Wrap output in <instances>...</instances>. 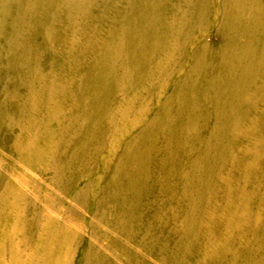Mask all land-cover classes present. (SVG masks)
<instances>
[{
	"label": "rangeland",
	"instance_id": "374dc122",
	"mask_svg": "<svg viewBox=\"0 0 264 264\" xmlns=\"http://www.w3.org/2000/svg\"><path fill=\"white\" fill-rule=\"evenodd\" d=\"M172 1L166 0V9L174 7ZM260 1L264 14V0ZM178 5L176 13L185 17L191 29L185 31V38L177 35L172 51L156 48L159 57L136 85L128 75L135 61L121 42L125 23L120 14L125 9L118 0H11L3 9L0 264H89L81 254L89 248L98 249L113 264H165L162 261L170 259L172 251L161 252L165 242L157 243V233L148 239L150 247L144 251L141 246L147 242V233L123 235L119 217L126 211L134 212L141 221L162 215L170 225L168 236L180 233V219L187 207L182 192L186 170L177 178L176 194L167 198L163 213L148 207L156 203L155 198L147 197L155 191L144 186L140 188L145 201L140 206L132 198L138 189H128L105 218L99 219L95 211L103 203L98 192L106 181L105 172L120 166L118 149L129 145L137 132L162 114L164 121L171 118L174 132L176 118L166 115L173 98L178 94L185 98V82L195 77L196 57L207 46L213 64L225 47L220 16L211 14L199 20ZM165 27L169 39L171 31ZM253 56L250 84L239 97L228 126L223 123L226 152L212 168L209 185L192 187L196 198L201 190L206 194L201 219L196 228L191 220L196 236L187 242L185 258L175 264H240L244 260L259 264L260 253L251 248L259 243L256 240L264 225V53L259 55L256 49ZM211 70L213 67L206 68ZM99 84L100 90L105 89L104 97L91 100ZM203 91L195 90L197 95ZM106 94L107 100L99 102ZM97 100L103 112H93ZM189 101L191 98L186 104ZM201 102L204 109L193 124L195 131L189 132L191 150L197 140L200 144L210 139L216 121L212 94ZM178 105L181 102L174 101L172 109ZM199 106L196 101L187 108L188 119ZM90 119L96 122L94 126L83 124ZM158 124H162L160 131L165 122ZM185 129L183 126V137L188 135ZM149 145L158 148L156 137ZM188 148L187 143L185 151ZM70 153L79 157L73 168L67 165ZM142 180H138L140 185ZM249 252L253 254L247 255Z\"/></svg>",
	"mask_w": 264,
	"mask_h": 264
},
{
	"label": "bare ground",
	"instance_id": "6f19581e",
	"mask_svg": "<svg viewBox=\"0 0 264 264\" xmlns=\"http://www.w3.org/2000/svg\"><path fill=\"white\" fill-rule=\"evenodd\" d=\"M10 1L0 0V14L3 9H6ZM165 3H167L166 0H118V5H121L125 9L120 14L125 23L124 33L122 32L124 34V42L122 40L121 42L125 43L124 49L127 48L129 50V57L135 61L128 69V75L133 85L144 80L143 77L147 71H151L153 61L159 57L155 53L157 47L166 52L172 51L175 48L177 35L180 34V36L182 35L185 38V31L191 29L186 24L187 22L184 21L186 20L185 17L176 13L175 9L178 10V4L187 8V15H194L199 20L207 19L211 14H215V17L220 16L219 19L222 20L221 34L224 35L221 38L226 42L224 44L225 47L222 51H218V59L213 64L210 63V50L207 46L196 57L193 65L195 77L191 80L190 76L185 82V98H181L179 94L177 96L175 94L176 97L174 96L175 98L171 101V108L168 110L169 114L166 115L169 118L173 114L174 118H176L174 124L176 129H174V132L170 130L173 121L171 118L164 121L165 116L162 114L152 123L147 124L143 130L141 129L142 131L137 132L131 138L129 145L123 149L121 147L118 149L121 150L120 166L114 172H109V170L105 172L104 181L105 179L106 181L98 192V194L101 192L100 196L103 203L107 206L111 204V206L104 208L102 203L97 207L95 212L99 219L105 218L106 213L114 208V204L120 203L119 195L124 194L128 189H138L132 195V198L140 206L145 201L140 188L144 186L143 188H152L151 191H155L147 197L149 199L150 197L155 198L156 203L148 207L156 208V212L163 213L168 205L167 198L176 194L177 178L182 171L186 170L188 177L182 192L183 200L186 201L187 207L184 208L183 216L180 219L182 233L180 232L173 237L168 236L170 235L168 233L170 225L162 215H157L154 219L146 218L141 221L137 219L138 216L134 212L126 211L124 216L121 214V217H119L120 230L124 232L123 235L127 234L130 237L132 232L138 231L147 233L145 234L147 242L141 246L144 251H148L150 247L148 239L153 238L155 233H157L158 235L156 236L160 237L157 239V243L165 242V244L163 243L161 252L166 248L172 251L170 259L162 262L165 264H175L178 260H182L187 250L186 244L189 242V239L191 240V236L193 235L192 239L196 236L194 230L191 231V220L196 228L201 219V204L206 194L201 190L198 198H196V192L193 191L192 187L196 186L198 188L199 186L209 185L212 168L220 163L221 158H223L226 152L223 144V123L228 126V118L237 110L236 106L239 97L244 92L245 87L250 84L251 78L248 76V73L254 69L255 60H251L254 51L257 49L259 55L264 53V14L260 12L262 11L260 0H173L171 5L174 4V7L167 9L165 8ZM123 4H126V6L123 7ZM165 25L170 29L167 31H171V38L169 39H167ZM135 44H139L136 49L134 48ZM132 50L133 53H131ZM152 52L155 56L151 55ZM253 58L255 59V56ZM208 66L213 67V70L207 72L206 68ZM101 75L102 73L97 76V80ZM100 86L99 84L94 87L90 95L91 100L96 97H104L105 89L100 90L98 88ZM199 88H202L204 91L202 94L197 95L195 90ZM211 94L213 101H215L213 110V115L216 117L215 125L210 132V139L208 141H201L200 144L197 140L194 150H191V136H189V132L195 131L196 128H194L193 124L198 121L199 111L204 109L201 101L208 99ZM107 98L108 95L106 94L105 100L100 99L99 102H105ZM189 98H191V102L189 101L186 104ZM174 101H180L182 104L178 105V109L176 110L172 109ZM196 101L200 102V106L194 115L191 113V119H188L186 116L187 108ZM95 103L93 112H103V109L98 108V100ZM184 119L186 123L183 121ZM159 121L165 122L160 131H158V128H161L162 124L159 125ZM95 123V121L90 119L83 124L94 126ZM183 126L186 127L185 131L188 132L186 137H183ZM155 137L158 148H151L149 144L154 143ZM187 143L189 144V148L185 151ZM82 144L85 145V142ZM114 153L117 152L115 151ZM91 157V162L92 160L95 162V155H91ZM76 158L79 157L73 156L70 153L67 160V165H70L69 168L76 167L77 161H79ZM70 171L71 169H68V172ZM138 180L143 181L141 185ZM101 189L103 190V194ZM108 217L109 215L106 218ZM260 229L261 235L259 234L256 240L259 243L255 242L257 245L253 244L254 247L251 250L253 252L259 251L258 263L264 264V252H261V248H264V225ZM66 247L68 248V246ZM256 248L259 250H255ZM253 252H249L247 255H251ZM81 254L83 260L86 259V262H89V264H113L96 248H89V250L87 249ZM240 264H250V261L244 260Z\"/></svg>",
	"mask_w": 264,
	"mask_h": 264
}]
</instances>
